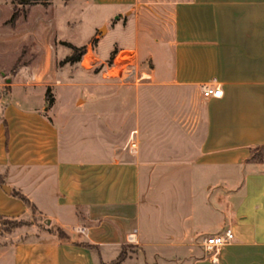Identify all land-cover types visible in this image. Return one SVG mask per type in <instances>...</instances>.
<instances>
[{
  "label": "crops",
  "instance_id": "obj_1",
  "mask_svg": "<svg viewBox=\"0 0 264 264\" xmlns=\"http://www.w3.org/2000/svg\"><path fill=\"white\" fill-rule=\"evenodd\" d=\"M85 3L99 11L88 44L50 42L42 16L26 20L38 3L20 28L12 4L1 23L0 46L24 53L0 78V217L23 222L0 229V264H112L127 246L157 264H264V155L251 158L264 146V0ZM131 15L137 46L99 52L109 22ZM66 43L85 46L79 60ZM126 51L135 81L115 87L105 75ZM226 228L212 260L201 242Z\"/></svg>",
  "mask_w": 264,
  "mask_h": 264
},
{
  "label": "rangeland",
  "instance_id": "obj_2",
  "mask_svg": "<svg viewBox=\"0 0 264 264\" xmlns=\"http://www.w3.org/2000/svg\"><path fill=\"white\" fill-rule=\"evenodd\" d=\"M46 0L43 5H37L31 7L26 20H33L34 17L42 16L44 19V27L48 29H53L54 33L49 35V41L55 42V44H61L66 39L74 44H88L89 36L96 32L93 28L94 24L99 20V11L90 4H86L85 0ZM66 2V3H65ZM11 4L14 5V0H0V36H3L7 31H9V26L2 25L1 23L8 18L11 12ZM40 4V3H38ZM18 11H21L17 7ZM22 14V13H20ZM27 20V22H28ZM134 18L133 16H128L127 18H122L118 20H112L108 24L109 33H106L105 37L99 42L98 50L99 52L104 51L106 47H134V29H133ZM23 24V20H17L15 25V30L20 28ZM114 28V29H113ZM125 30L121 33V29ZM104 32V31H103ZM142 33L140 32V38ZM138 45L139 48V59L138 62L141 63L144 60V50L141 42ZM137 46V45H136ZM135 46V47H136ZM16 52L23 54V50H17L11 53L10 50H6L5 47L0 46V78L7 77L19 66L21 61V56L17 60H13ZM131 52H128V59H130ZM114 55L112 54V58ZM118 59V58H117ZM12 62V63H11ZM113 62V59H112ZM118 62V61H117ZM84 67H88V58L84 60ZM133 65H129L126 68H131L130 71L124 73L121 72L123 69L122 65H118L108 71L105 75V79L110 81L112 85L118 87L121 83H129L135 81L136 70L132 69ZM86 69V68H84ZM102 69L96 67L93 71L100 72ZM126 74L127 76H124ZM65 87L55 86V90H64ZM82 88L75 87L71 88V91ZM66 91V90H65ZM64 91V92H65ZM56 92V91H55ZM58 94V93H57ZM62 110H66L68 105L60 103L57 104ZM264 155V147L256 149L253 151V156L255 158L262 157ZM14 221L9 219H4L0 217V229H8L13 225ZM155 258H150L146 256V252L142 249H136L132 246H127L123 249L120 259L116 260L112 264H157ZM176 261V260H174ZM167 261L164 259L162 262L160 260L159 264H180L181 260Z\"/></svg>",
  "mask_w": 264,
  "mask_h": 264
},
{
  "label": "built area",
  "instance_id": "obj_3",
  "mask_svg": "<svg viewBox=\"0 0 264 264\" xmlns=\"http://www.w3.org/2000/svg\"><path fill=\"white\" fill-rule=\"evenodd\" d=\"M128 54V51H126ZM131 56V55H130ZM131 59V57H130ZM130 59H124L121 63H118L115 61V65L113 67H110L107 71H110L114 67L118 65H124L125 63H129ZM201 91L202 95L204 97H220L222 95L221 88L216 83H204L201 85ZM136 142H131L129 144V150L130 152H134L136 150ZM76 230L81 233H85L86 229L84 227H77ZM234 234L231 231L230 228H226L223 232L208 235L205 238H203L201 245L204 249V251L210 253V257L212 260H216V255L218 253V250L233 241ZM129 240L132 241L133 237L130 235Z\"/></svg>",
  "mask_w": 264,
  "mask_h": 264
},
{
  "label": "trees",
  "instance_id": "obj_4",
  "mask_svg": "<svg viewBox=\"0 0 264 264\" xmlns=\"http://www.w3.org/2000/svg\"><path fill=\"white\" fill-rule=\"evenodd\" d=\"M14 3L15 4L13 6L12 13H11L9 19L6 21L7 24H9V25H13L14 22L19 17L20 13H23L24 12V9H23L24 6H28V5L35 4V3H40V4H43L44 5L46 3V0H14ZM17 6H20L22 8L21 11H18ZM66 45L72 50L71 55L68 56V57H66V59H65L66 62H74V61L79 60V58L85 52V46L77 47V46H74V45H72L70 43H66ZM112 59L113 58H111L110 61H109L110 64L112 63ZM50 102H51V99H48V103H50ZM259 148H261V147L253 148V150H252V156H251L252 159H255V160H261L262 159V157L255 158L253 156V151L256 150V149H259ZM14 194L16 196H18L25 204L29 205L28 200L23 195H21L18 192H14ZM30 207H31V209H33V207L31 205H30ZM13 221H14L13 225L10 228L5 229V230H9L11 228H14V227H17V226H20V225L23 224L22 221H18V220H13ZM56 231H57V233H58V235L60 237H65V234H64L63 231H61L58 228L56 229ZM121 254H120V256H121Z\"/></svg>",
  "mask_w": 264,
  "mask_h": 264
},
{
  "label": "bare ground",
  "instance_id": "obj_5",
  "mask_svg": "<svg viewBox=\"0 0 264 264\" xmlns=\"http://www.w3.org/2000/svg\"><path fill=\"white\" fill-rule=\"evenodd\" d=\"M128 54H122L120 57H118V59H117V61H118V63H121L122 62V60H124V59H128V56H127Z\"/></svg>",
  "mask_w": 264,
  "mask_h": 264
}]
</instances>
